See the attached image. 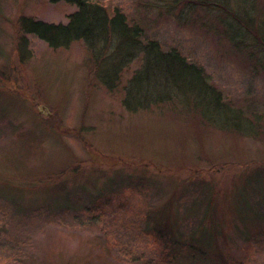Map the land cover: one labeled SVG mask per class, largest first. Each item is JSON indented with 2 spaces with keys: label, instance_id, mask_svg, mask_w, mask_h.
I'll use <instances>...</instances> for the list:
<instances>
[{
  "label": "rangeland",
  "instance_id": "rangeland-1",
  "mask_svg": "<svg viewBox=\"0 0 264 264\" xmlns=\"http://www.w3.org/2000/svg\"><path fill=\"white\" fill-rule=\"evenodd\" d=\"M99 1L201 66L255 127L227 128L246 122L173 87L142 98L164 105L132 111L122 86L141 57L112 91L101 79L114 67L83 42L53 49L16 22H66L74 5L0 0V264H157L165 244L152 228L176 236L171 264H264L263 61L230 41L212 7Z\"/></svg>",
  "mask_w": 264,
  "mask_h": 264
},
{
  "label": "trees",
  "instance_id": "trees-1",
  "mask_svg": "<svg viewBox=\"0 0 264 264\" xmlns=\"http://www.w3.org/2000/svg\"><path fill=\"white\" fill-rule=\"evenodd\" d=\"M57 3L63 1L74 5L76 9L67 15L66 22H50L29 16H21L18 22L20 32L33 34L48 44L53 49L69 48L75 42H83L88 48L98 67L104 63H111L114 67V78L101 79L108 89L114 90L120 86L123 68L131 64L137 57H141L142 64L138 70H134L131 78L123 84L124 104L130 110L136 111L149 105L158 107L164 105L166 98L160 95L157 102L143 103L145 95H150L155 88L176 89L178 95L194 96L205 102L208 99H216V106L222 105L232 111L235 117L246 122L245 128L236 122L227 128H233L241 133L251 131L256 123L251 118L244 116L240 110L223 102V94L211 84L210 77L205 70L189 61L177 49H165L156 40H144L142 29L138 23L131 22L125 12L117 7H111L99 0H50ZM195 3L209 7L222 15V24L230 41L237 47L252 50V56L263 61L264 66V0H170L169 8L178 9ZM118 57V60L116 59ZM172 89V88H171ZM150 92V93H149ZM149 93V94H148ZM140 101L131 105L128 97ZM165 99V100H163ZM143 101V102H142ZM0 109V127L6 117ZM260 121L261 115L256 116ZM260 125V124H259ZM261 194L264 197V188ZM104 196V197H103ZM101 200L108 199L103 195ZM101 197V196H100ZM259 203L258 208L262 207ZM33 209L32 212L38 211ZM31 212V213H32ZM30 214H28L29 216ZM153 229V238L158 244H165L160 250L161 258L157 264H171L177 257L178 251L173 247L170 239L174 236L168 228L165 230ZM170 232V234L168 233ZM170 235V236H169ZM200 240H190L192 248L198 246ZM182 250V249H181ZM158 260V259H157ZM151 263L153 261L151 260Z\"/></svg>",
  "mask_w": 264,
  "mask_h": 264
}]
</instances>
